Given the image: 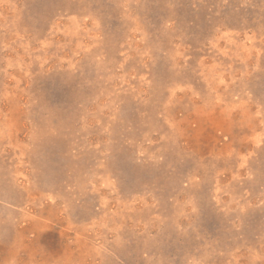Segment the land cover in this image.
<instances>
[{"label":"rangeland","instance_id":"1","mask_svg":"<svg viewBox=\"0 0 264 264\" xmlns=\"http://www.w3.org/2000/svg\"><path fill=\"white\" fill-rule=\"evenodd\" d=\"M0 264H264V0H0Z\"/></svg>","mask_w":264,"mask_h":264}]
</instances>
